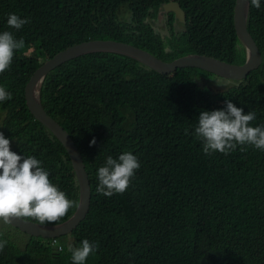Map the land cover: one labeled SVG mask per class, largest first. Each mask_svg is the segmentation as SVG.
Listing matches in <instances>:
<instances>
[{
	"label": "trees",
	"instance_id": "trees-1",
	"mask_svg": "<svg viewBox=\"0 0 264 264\" xmlns=\"http://www.w3.org/2000/svg\"><path fill=\"white\" fill-rule=\"evenodd\" d=\"M166 1L0 0V33L25 41L0 74V86L12 93L0 103V132L12 151L42 161L69 199L79 201L69 154L24 97L30 75L47 58L83 40L114 38L164 60L189 52L246 59L233 24L235 0H176L183 19L165 10ZM10 13L30 22L10 28ZM246 20L262 62L223 88L222 75L206 69L161 72L114 51L83 53L51 68L39 88L41 104L83 156L89 209L72 231L50 238H22L18 227L0 223L8 241L0 264H72L69 245L84 239L98 243L85 264H264V151L237 145L206 155L195 135L200 113L223 110L228 100L244 114L255 112L251 126L264 124V0L259 9L249 3ZM123 152L141 165L130 186L111 197L97 193L98 168Z\"/></svg>",
	"mask_w": 264,
	"mask_h": 264
},
{
	"label": "clouds",
	"instance_id": "clouds-1",
	"mask_svg": "<svg viewBox=\"0 0 264 264\" xmlns=\"http://www.w3.org/2000/svg\"><path fill=\"white\" fill-rule=\"evenodd\" d=\"M249 3L257 9L261 6V0H249ZM29 22L15 13L7 17V25L16 30ZM24 47V39L17 40L11 31L0 33V74L10 68L16 51ZM10 99L12 93L0 86V103ZM255 119L254 111L244 114L243 108L228 100L223 110L200 113L195 135L203 142L206 155L216 151L228 154L235 151L237 145H251L264 151V124L251 126ZM185 132L187 134V130ZM95 144L93 139L90 146ZM140 167L138 158L131 152H123L118 158L108 156L97 171V193L106 197L123 194ZM49 177L42 161L34 155L21 156L12 151L11 140L0 132V223L8 225L16 220H34L41 226L55 225L71 208H79V201L69 199ZM7 243L0 233V252ZM96 250L98 243L93 244L88 239L82 240L78 247L69 245L68 248L72 264H85Z\"/></svg>",
	"mask_w": 264,
	"mask_h": 264
},
{
	"label": "water",
	"instance_id": "water-1",
	"mask_svg": "<svg viewBox=\"0 0 264 264\" xmlns=\"http://www.w3.org/2000/svg\"><path fill=\"white\" fill-rule=\"evenodd\" d=\"M249 0H235L233 5V24L236 33L246 47V59L242 63L229 62L224 59L199 53L189 52L172 60H164L150 51L133 43L114 38H94L83 40L58 50L42 64L37 66L24 86V97L29 110L42 121L65 146L74 167L79 183L80 207L65 220L55 225H39L37 221L16 220L12 225L29 234L57 236L71 231L86 215L90 205V181L88 178L82 155L70 133L50 114L41 104L39 88L45 74L57 64L74 56L92 51H114L130 55L154 67L161 72H169L177 67L195 66L231 78H242L262 62V54L253 35L247 28V12ZM166 11L173 10L179 19L184 18V10L176 0L163 3Z\"/></svg>",
	"mask_w": 264,
	"mask_h": 264
},
{
	"label": "rangeland",
	"instance_id": "rangeland-1",
	"mask_svg": "<svg viewBox=\"0 0 264 264\" xmlns=\"http://www.w3.org/2000/svg\"><path fill=\"white\" fill-rule=\"evenodd\" d=\"M219 80H220L221 88L228 86L230 83H233V79L231 77L220 76ZM15 234L19 235L22 238L29 236V233L24 232V231H20V229L16 230ZM38 236H40V235H38ZM16 238H18V237L16 236Z\"/></svg>",
	"mask_w": 264,
	"mask_h": 264
},
{
	"label": "bare ground",
	"instance_id": "bare-ground-1",
	"mask_svg": "<svg viewBox=\"0 0 264 264\" xmlns=\"http://www.w3.org/2000/svg\"><path fill=\"white\" fill-rule=\"evenodd\" d=\"M93 1V0H92ZM107 3V2H106ZM99 4V3H98ZM104 4V3H103ZM109 4V3H108ZM97 5V4H96ZM98 6V5H97ZM122 6V5H121ZM124 6V5H123ZM117 7V6H116ZM97 8V7H96ZM125 9V8H123ZM117 10V9H116ZM126 10V9H125ZM121 11V10H120ZM117 12V11H116ZM185 12V11H184ZM127 13V12H126ZM121 14V13H120ZM259 45V44H258ZM263 57V56H262ZM76 58V57H75ZM264 59V58H263ZM65 62V61H64ZM68 62V61H67ZM57 67V66H56ZM178 68V67H177ZM181 68V67H180ZM47 77V76H46ZM44 80H45V77H44ZM45 82V81H44ZM43 83V82H42ZM44 85V84H42ZM74 138V137H73ZM75 141V140H74ZM83 157V156H82ZM72 231V230H71ZM54 237V236H53ZM50 238V237H49ZM52 239V238H51ZM57 240V239H56ZM61 246V245H60ZM62 247V246H61Z\"/></svg>",
	"mask_w": 264,
	"mask_h": 264
}]
</instances>
